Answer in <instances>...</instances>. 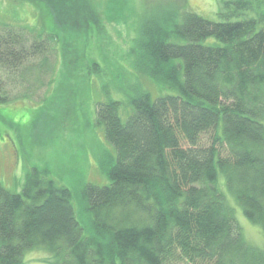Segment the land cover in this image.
I'll return each mask as SVG.
<instances>
[{"label":"trees","instance_id":"1","mask_svg":"<svg viewBox=\"0 0 264 264\" xmlns=\"http://www.w3.org/2000/svg\"><path fill=\"white\" fill-rule=\"evenodd\" d=\"M16 1L45 11L56 31L41 29L28 41L0 23V67L12 73L50 42L61 45L60 56L68 22L83 28V44L101 36L105 13L91 0ZM247 8L245 0L225 2L211 21L167 6L138 23L129 50L134 72L172 94L138 92L124 122L119 102L95 104L94 124L113 151L97 159L108 185L80 192L88 236L72 192L48 171H29L20 193L0 184V264H24L30 250L45 251L51 264H264V248L244 239L224 196L264 235V15L240 19ZM77 57L87 75L102 72ZM48 67L55 64L42 57L28 71ZM4 84L0 104L10 102Z\"/></svg>","mask_w":264,"mask_h":264},{"label":"rangeland","instance_id":"2","mask_svg":"<svg viewBox=\"0 0 264 264\" xmlns=\"http://www.w3.org/2000/svg\"><path fill=\"white\" fill-rule=\"evenodd\" d=\"M229 1L235 0H91L94 10L105 13L104 17L98 16L102 18V29L99 31L101 36L95 41L91 38L88 44H83L77 39L84 33L83 28L79 30V26L68 22L63 25L66 33L64 40L61 39L60 56H56L54 49L61 45L55 47L56 43L50 42L48 46L46 44L48 50L44 54L23 63L18 71L12 73L0 67V79L5 83V93L10 101L0 104L2 187L11 193H20L29 171L34 168L48 171L51 179L72 192L76 218L88 236L89 219L81 210L80 192L85 184L108 185L97 159L104 152L113 151L104 139L102 128L94 124L95 104L108 100L119 102V116L124 122L131 113L129 101L138 92L146 91L153 98L172 94L134 72L129 59L134 29L136 26L138 29V23L154 10L167 6L171 9L181 7L186 12L216 21L223 4ZM245 2L249 8L240 11V19L264 15V0ZM37 14H43L45 20L41 22V16ZM46 21L48 25H43ZM0 23L19 32L28 41L33 38V33L43 34L41 29L56 31L45 11L42 13L33 4L16 0H0ZM75 39L76 51L85 56L81 58L82 67L84 62L86 65L93 60L101 67V73L89 72L87 75L82 67L76 68L79 57L71 46ZM42 40L46 42V38ZM42 57L46 58L47 65L55 64V67H48L51 70L44 73L38 71V81H34L36 76H30L28 70L38 65ZM207 143L206 137L202 145ZM221 182L223 177L219 175L218 186ZM224 196L244 239L253 246L264 248V235L259 226L245 218L231 195L225 193ZM51 261V256L43 250H30L23 256L24 264H51Z\"/></svg>","mask_w":264,"mask_h":264}]
</instances>
